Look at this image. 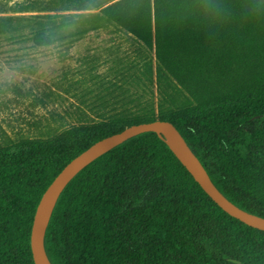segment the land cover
Listing matches in <instances>:
<instances>
[{
	"label": "trees",
	"instance_id": "obj_1",
	"mask_svg": "<svg viewBox=\"0 0 264 264\" xmlns=\"http://www.w3.org/2000/svg\"><path fill=\"white\" fill-rule=\"evenodd\" d=\"M50 8L59 13L1 16L0 36L51 47L118 27L142 49L116 90L94 94L97 121L0 144V264H35L36 210L67 164L157 120L180 130L225 196L264 217V0H52ZM46 250L53 264H264V231L225 212L147 132L72 180Z\"/></svg>",
	"mask_w": 264,
	"mask_h": 264
},
{
	"label": "rangeland",
	"instance_id": "obj_2",
	"mask_svg": "<svg viewBox=\"0 0 264 264\" xmlns=\"http://www.w3.org/2000/svg\"><path fill=\"white\" fill-rule=\"evenodd\" d=\"M51 1L0 0V17L59 13L52 11ZM137 49H142L141 43L118 27L93 30L51 47L1 35L0 144L47 138L70 125L97 121L100 109L92 108L94 94L122 84L119 72L139 61ZM127 87L130 94L136 90Z\"/></svg>",
	"mask_w": 264,
	"mask_h": 264
},
{
	"label": "water",
	"instance_id": "obj_3",
	"mask_svg": "<svg viewBox=\"0 0 264 264\" xmlns=\"http://www.w3.org/2000/svg\"><path fill=\"white\" fill-rule=\"evenodd\" d=\"M147 132L156 133L167 144L204 191L225 212L251 227L264 231V217L242 209L225 196L213 182L180 130L170 121L157 120L133 125L120 133L98 141L74 158L58 174L42 196L34 217L31 247L35 264H53L46 250V234L58 201L72 180L101 156L127 140Z\"/></svg>",
	"mask_w": 264,
	"mask_h": 264
}]
</instances>
